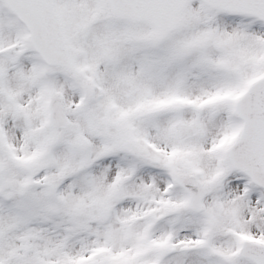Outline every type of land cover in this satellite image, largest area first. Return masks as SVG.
<instances>
[{"label": "snow or ice", "instance_id": "obj_1", "mask_svg": "<svg viewBox=\"0 0 264 264\" xmlns=\"http://www.w3.org/2000/svg\"><path fill=\"white\" fill-rule=\"evenodd\" d=\"M0 264H264V0H0Z\"/></svg>", "mask_w": 264, "mask_h": 264}]
</instances>
